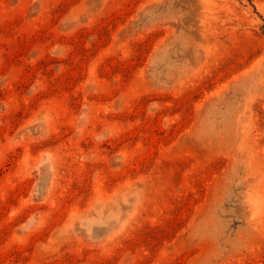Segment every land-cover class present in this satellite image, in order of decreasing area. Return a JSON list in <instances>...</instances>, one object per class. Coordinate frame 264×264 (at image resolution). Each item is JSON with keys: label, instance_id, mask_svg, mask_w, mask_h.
Returning <instances> with one entry per match:
<instances>
[{"label": "rangeland", "instance_id": "374dc122", "mask_svg": "<svg viewBox=\"0 0 264 264\" xmlns=\"http://www.w3.org/2000/svg\"><path fill=\"white\" fill-rule=\"evenodd\" d=\"M0 264H264V0H0Z\"/></svg>", "mask_w": 264, "mask_h": 264}]
</instances>
